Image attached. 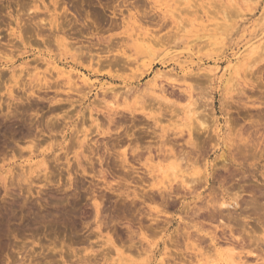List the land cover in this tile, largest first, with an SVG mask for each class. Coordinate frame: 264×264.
<instances>
[{"label":"rangeland","instance_id":"rangeland-1","mask_svg":"<svg viewBox=\"0 0 264 264\" xmlns=\"http://www.w3.org/2000/svg\"><path fill=\"white\" fill-rule=\"evenodd\" d=\"M18 13L65 28L20 46ZM0 22V264H210L211 239L264 263V0H0ZM223 198L237 206L212 212Z\"/></svg>","mask_w":264,"mask_h":264},{"label":"bare ground","instance_id":"bare-ground-1","mask_svg":"<svg viewBox=\"0 0 264 264\" xmlns=\"http://www.w3.org/2000/svg\"><path fill=\"white\" fill-rule=\"evenodd\" d=\"M56 3H57V1H56ZM56 3H55V4H56ZM230 3H231V2H230ZM232 6H233V5H232ZM35 8H36V7H35ZM43 8H45V7H43ZM36 9H37V8H36ZM226 9H227V8H226ZM236 9H237V8H236ZM21 10H22V9H21ZM234 10H235V9H234ZM234 10L232 9L233 12H234ZM38 11H39V10H38ZM62 11H63V10H62ZM26 13H27V12H26ZM26 13H25L24 15H26ZM63 13H64V12H62V14H61L62 17L64 16ZM237 13H238V12H237ZM19 14H21V13H18V15H19ZM30 14H32V13H30ZM66 14H67V13H66ZM27 15H29V13H27ZM37 15H38V14H37ZM237 15H238V14H237ZM8 16H9V15L7 14V17H8ZM13 16H14V15H13ZM21 16H23V15H19L17 18H15V20L13 19V20H14V24H15V29H12V30L10 31V33L8 34L9 37H13V38L16 40V42H15V41H13V40L10 38L13 42H15V43L20 42V46H21V44H22V45L24 44L23 46H25V44H26L25 40H26V39L24 40V35H27L28 33H29V34H28L29 36H30V33H31V36L35 34L34 36L41 38V41L44 42L47 38H43V37H44V36H49V34H51V33H49V31H48L49 34H47V35L45 34V35H44V33H45V31L47 30V27H48V26H49L50 30L52 31V34H53V32L59 33V31H60V29H61V25H62V29L65 28V27H64V24H62V22H58V20H57V18H56L55 15H51V16L53 17V19H52V20L46 19L47 21H45V19H41V18L38 19L37 17H38L39 15L36 17V18L38 19L37 21H35V20H36L35 17H33V19L29 18V19H30V21H29V19L27 20V16H26V19H25V17H23L24 19L20 18ZM29 16H30V15H29ZM33 16H36V13H35V15H33ZM59 16H60V14H59ZM59 16H57V17L60 18L61 16H60V17H59ZM15 17H16V16H15ZM31 17H32V15H31ZM62 17H61V18H62ZM224 17H225V16H224ZM46 18H47V17H46ZM223 19H224V18H223ZM13 20H11L12 23H13ZM23 20H24V21L26 20L25 22H28V24L25 23ZM90 20H91V19H90ZM9 21H10V20H9ZM66 21L69 22V20L67 19V17H66ZM23 22H24V23H23ZM63 22H64V21H63ZM92 22H94V21L92 20ZM0 23H3V22H0ZM4 23H5V22H4ZM9 23H10V22H9ZM7 24H8V22H7ZM66 24H67V23H66ZM83 24H84V23H83ZM90 24H91V23H90ZM3 25H4V24H3ZM5 25H6V24H5ZM45 25H48V26L46 27V29H44ZM69 25H70V23L68 24V26H69ZM96 25H97V24H96ZM224 25H225V24H224ZM65 26H66V25H65ZM68 26H67V27H68ZM71 26H73V25L71 24ZM228 26H229V25H228ZM63 27H64V28H63ZM73 27H74V26H73ZM91 27H92V26H91ZM49 28H48V30H49ZM68 28H69V27H68ZM98 28H99V27H98ZM10 29H11V28H10ZM70 29H71V28H70ZM72 29H73V28H72ZM86 29H87V28H86ZM93 29H94V28H93ZM44 30H45V31H44ZM66 30H67V29H66ZM68 30H69V29H68ZM89 30H90V29H89ZM64 31H65V30H64ZM64 31H63V32H64ZM78 31H79V30H78ZM60 32H61V31H60ZM53 35H54V34H53ZM68 35H69V33H68ZM31 36H30V37H31ZM50 36H52V35H50ZM50 36H49V37H50ZM32 37H33V36H32ZM54 37L56 38L57 36H53V39H55ZM28 38H29V37H28ZM33 38H35V37H33ZM31 39H32V38H31ZM44 39H45V40H44ZM53 39H52L51 41H53ZM57 39H58V38H57ZM57 39H55V42H57ZM0 40H1V39H0ZM11 40H7V41H11ZM34 40H35V39H34ZM34 40H33V41H34ZM66 40H68V39H66ZM26 41H27V40H26ZM28 41H31V42H32V40H28ZM28 41H27V42H28ZM38 41H39V40H38ZM38 41H37V44H38ZM41 41H40L39 43H41ZM47 41H48V40H47ZM49 41H50V39H49ZM197 41H198V40H197ZM31 42H30V43H31ZM53 42H54V41H53ZM58 42H59V41H58ZM60 42H61V40H60ZM67 42H68V41H67ZM151 42H152V40H151ZM9 43H10V42H9ZM11 43H12V42H11ZM15 43H14V44H15ZM45 43H47V42H45ZM45 43H43V44H45ZM63 43H66V42H63ZM69 43H71V42H69ZM112 43H113V42H112ZM18 44H19V43H17V45H18ZM142 44H143V43H142ZM151 44H152V43H151ZM47 45H48V44H47ZM54 45H55V44H54ZM60 45H61V44H60ZM71 45H72V44H71ZM71 45H69V46H71ZM111 45H112V44H111ZM157 45H158V44H157ZM157 45H156V46H157ZM251 45H252V44H251ZM0 46H1V45H0ZM26 46H27V45H26ZM83 47H84V46H83ZM86 47H87V46H86ZM103 47L106 48V46H103ZM245 47H246V46H245ZM247 47H248V46H247ZM249 47H250V46H249ZM81 48H82V46H81ZM100 48H101V47H100ZM77 49H79L78 46H77L76 50H77ZM87 49H88V48H87ZM244 49H245V48H244ZM79 50H80V49H79ZM97 50H99V48H98ZM254 50H255V46L251 47V50H250L251 53H253ZM12 51H13V50H12ZM99 51H100V50H99ZM243 51H244V50H243ZM247 51H248V50H247ZM77 52H78V51H77ZM86 52H87V51H86ZM86 52H85V53H86ZM80 53H81V52H80ZM258 53H259V52H258ZM0 54H1V53H0ZM149 54H150V52H149ZM247 54H248V53H247ZM84 55H85V54H84ZM84 55H83V56H84ZM237 55H238V54H237ZM244 55H246V54H244ZM78 56H79V55H78ZM80 56L82 57L81 54H80ZM91 56H92V55H91ZM150 56H151V55H150ZM242 56H243V55H242ZM8 57H10V56H8ZM100 57H101V56H100ZM108 57H109V56H108ZM0 58H1V57H0ZM5 58H7V57L4 56V59H5ZM116 58H119V57H116ZM233 58H234V57H233ZM7 59H10V58H7ZM236 59H237V60H236ZM238 59H239V58L236 56V57H235V61H238ZM244 59H245V58H244ZM254 59H255V58H254ZM1 60H2V59H1ZM11 60H12V58H11ZM108 60H109V59H108ZM114 60H116V59H114ZM117 60H121V59H117ZM232 60H233V59H232ZM255 60L257 61V58H256ZM7 61H8V60H7ZM97 61H98V60H97ZM104 61H105V60H104ZM104 61H103V62H104ZM106 61H107V60H106ZM110 61H111L112 63H115V64H113V65H116V63H117V61H115V62L112 61V60H110ZM121 61H122V60H121ZM133 61H134V60H133ZM12 62H13V61H12ZM108 62H109V61H108ZM108 62H107V63H108ZM124 62H126V61L124 60ZM124 62L122 61V64H123ZM238 62H239V61H238ZM238 62H237L236 64H233V65L230 64L229 67H228V65H227L226 67H228V68H226V69L223 71V73H222L221 76L219 77L220 80H221V77H223L227 72L229 73L230 70H233V72H235L236 74H238V73H239L238 71H239L240 67L243 65V61H242L241 63H238ZM3 63H5V62H3ZM7 63H8V62H7ZM100 63H101V62H100ZM112 63H109V64L111 65ZM246 63H247V62H246ZM11 64H12V63H11ZM118 64H119V61H118ZM125 64H126V63H125ZM252 64H253V63H252ZM250 65H251V62H250ZM9 66H10V65H9ZM119 66H120V65H119ZM121 66H122V65H121ZM246 66H247V65H246ZM248 66H249V65H248ZM248 66H247V67H248ZM252 66H253V65H252ZM23 67H24V66H23ZM53 67H54L55 70L58 71V74H59V75L64 76V78L67 79V84L69 83V82H68L69 79L74 80V79H72V77H71L72 74H70L69 71H66L65 69H61V68L58 69V67H57L56 65L53 66ZM8 68H9V67H8ZM248 69H249V68H248ZM248 69H247V70H248ZM20 70H21V69H20ZM15 71H16V70H15ZM21 71H22V70H21ZM10 72H11V71H10ZM12 72H13V70H12ZM237 72H238V73H237ZM240 72H241V71H240ZM0 73H1V72H0ZM228 73H227V74H228ZM231 73H232V71H231L229 74H231ZM58 74H57V75H58ZM2 75H3V74H2ZM163 75H164V74H162V73L157 74L154 80L163 79V78H164ZM165 75H166V74H165ZM14 76H15V75H14ZM237 76H238V75H237ZM11 77H12V75L9 77V79H10ZM75 77H76V76H75ZM242 77H243V76H242ZM13 78L15 79V77H13ZM45 78H46V77H45ZM79 78H80V77H79ZM79 78H78V79H79ZM235 78H236V77H235ZM14 79H12V81H13V83H15L14 85L17 86V83L14 82ZM46 80H47V79H46ZM76 80H77V78H76ZM76 80H74V82H75ZM79 80L82 82V84H87L89 79H88L87 77H81ZM12 81H11V82H12ZM159 81H160V80H159ZM42 82H45L44 79L42 80ZM47 82H48V81H47ZM162 82H163V81H162ZM71 83H72V82H71ZM76 83H77V82H75V85L77 86L78 83H77V84H76ZM40 84H41V80H40ZM47 84H48V83H47ZM51 84H52V83H51ZM51 84H50V85H51ZM80 84H81V83H80ZM88 84H89V83H88ZM88 84H87V85H88ZM160 84L162 85L161 82H160ZM160 84H159V86H160ZM14 85H13V86H14ZM75 85H73V86L76 87ZM78 85H79V84H78ZM15 86H14V87H15ZM46 86H47V85H46ZM46 86H45V87H46ZM73 86H72V87H73ZM88 86H89V85H88ZM159 86H158V88H159ZM14 87H12V89H13ZM57 87H58V86H57ZM74 87H73V89H74ZM19 88H20V87H19ZM51 88H52V87H51ZM88 88H89V87H88ZM163 88H164V87H163ZM163 88L160 86L159 91L162 92V91H163ZM232 88H233V86H232ZM39 89H40V87H39ZM45 89H47V88H45ZM49 89H50V88H49ZM76 91H78V89H77ZM106 91H107V90H106ZM232 91H233V90H232ZM8 93H9V92H8ZM11 93H13V91L10 92L9 94H11ZM32 93H33V92H32ZM105 93H106V92H105ZM162 93H164V91H163ZM162 93H161V94H162ZM30 94H31V93H30ZM30 94H29V95H30ZM103 94H104V92H103ZM29 95H28V96H29ZM31 95H33V94H31ZM28 96H27V97H28ZM10 97H11V96H10ZM102 97H103V95H102ZM105 97H106V96H105ZM158 98H159V97H158ZM26 99H27V98H26ZM26 99H25V100H26ZM28 99H29V98H28ZM28 99H27V100H28ZM98 104H99V103H98ZM100 104H101V103H100ZM191 106H192V104L188 103V104H187V107H185V108H187L186 110L188 111L189 114H191V113H192V110H193V109L191 110ZM193 113H194V112H193ZM189 114H188V115H189ZM110 119H111V118H110ZM112 121H113V120H110V122H112ZM203 125H204V124L201 123L199 129H201V130H205L206 127L203 126ZM188 126H189V125H188ZM188 126H186V127H187L186 129L188 130V131H187V136H188V138H187V140H186L185 143L188 145V147L190 146L191 149H192V147H194L195 145H198L199 143H198V144L196 143L197 140L194 141V143L192 142V139H193L194 136L191 135L192 132H191V130L188 128ZM93 127H94V126H93ZM98 127H99V126H98ZM97 129H98V128H97ZM197 129H198V128H197ZM98 130H99V129H98ZM163 130H164V129H163ZM201 130H200V131H201ZM216 130H217V129H216ZM193 131H194V130H193ZM217 131H218V130H217ZM217 131H216V132H217ZM206 132H207V131H206ZM201 133H202V132H201ZM263 133H264V132H262L261 134H263ZM193 134H196V133L194 132ZM217 134H218V133H217ZM155 136H156V135H155ZM191 136H192V137H191ZM239 136H240V135H239ZM260 136H261V135H260ZM260 136H259V138H260ZM263 136H264V134H263ZM86 138H87V137H86ZM153 138H154V137H153ZM155 138H157V137H155ZM155 138H154V139H155ZM257 138H258V137H257ZM259 138H258L257 140H259ZM262 139L264 140V137H262ZM193 140H194V139H193ZM239 140H240V138L238 139V142H240ZM241 140H243V138H242ZM244 140H245V139H244ZM257 140H256V141H257ZM166 141H167V140H166ZM246 141H247V140H246ZM260 141L262 142L261 139H260ZM86 142H87V141H86ZM163 142L166 143L165 141H163ZM163 142L161 141V143H163ZM238 142H237V144H238ZM150 143H151V142H150ZM195 143H196V144H195ZM202 143H203V142H202ZM245 143H246V142H245ZM245 143H243V146H244ZM262 143H263V146H264V141H263ZM194 144H195V145H194ZM254 144H256V143H254ZM116 145H117V144H116ZM167 145H168V142H167ZM171 145H172V144H171ZM181 145H182V144H181ZM200 145H201V143H200ZM200 145L196 146V148H195V149H197V151H198V152H196V151L194 152V153H196V157L199 156V155H197V153L200 152V151L198 150V147H201V149H202V146H200ZM256 145H257V144H256ZM78 146H79V145H78ZM105 146H106V145H105ZM135 146H136V145H135ZM172 146H174V145H172ZM172 146H171V147H172ZM182 146H183V145H182ZM246 146H247V145H246ZM246 146H244V148H245ZM254 146H255V145H254ZM254 146H253V147H254ZM258 146H259V145H258ZM96 147H97V146H96ZM106 147H107V146H106ZM106 147H105V149H106ZM108 147H109V146H108ZM108 147H107V149H108ZM113 147H114V146H113ZM237 147H239V145H237ZM253 147H252V148H253ZM260 147H262L261 144H260ZM260 147H259V148H260ZM30 148H31V147H30ZM91 148H93V147H91ZM178 148H180V147L178 146ZM182 148H183V147H182ZM254 148H256V147H254ZM257 148H258V147H257ZM262 148H263V150H264V147H262ZM139 149H140V148H139ZM139 149H137V150H139ZM172 149H173V148H172ZM185 149H187V148H185ZM191 149H190V150H191ZM201 149H200V150H201ZM260 149H261V148H260ZM260 149H259V152H260ZM83 150H85V148H84ZM87 150H91V149L88 148ZM109 150H110V149H109ZM125 150H126V148H125L124 150H122V152H121L122 155L120 154L121 157L119 158L120 160H118V161H121V165H122V164H123V165H128V161L126 160V159H127V157H126L127 155H126V153H125ZM132 150H133V151H131L130 154H131V155H134V154L136 153L135 155L138 156V155H137V152H135L134 148H133ZM159 150H160V149H159ZM168 150H169V149H168ZM174 150H175V149H174ZM181 150H182V149H181ZM255 150H257V149H255ZM145 151H146V150H145ZM193 151H194V148H193ZM261 151H262V150H261ZM30 152H33V151L30 150ZM94 152H95V151H94ZM132 152H133V153H132ZM140 152H141V151H140ZM140 152H138V154H139ZM162 152H163V149H162ZM166 152H168V151L165 150V153H166ZM171 152H172V151H170L169 153H171ZM257 152H258V150H257ZM259 152H258V153H259ZM107 153H108V152H107ZM141 153H142V152H141ZM174 153H175V152H174ZM177 153H178V152H177ZM177 153H176V154H177ZM183 153H184V152H183ZM185 153L187 154V153H192V152H186V150H185ZM111 154H112V153H111ZM117 154H118V153H117ZM163 154H164V152L162 153V155H163ZM176 154H175V155H176ZM41 155H43V154H41ZM135 155H134V157H135ZM162 155H161V156H162ZM165 155H166V154H165ZM165 155H163L165 158H169V156H165ZM190 155H191V154H190ZM190 155L187 154V156H185V155L182 154V158H183V156H185V157H184L185 160H186V159L188 160V157H189ZM13 156H14V155L12 154V157H11L12 159H13ZM117 156H118V155H117ZM178 156L181 157L180 154H178ZM3 157H6V156H3ZM3 157H2V158H3ZM37 157H38V156H37ZM164 157L159 158V160H160V159L162 160V158H164ZM179 157H178V158H179ZM186 157H187V158H186ZM191 157H193V156H191ZM191 157H190L189 159H191ZM196 157H195V158H196ZM42 158H43V157H42ZM165 158H164V159H165ZM170 158H172V157H170ZM175 158H176V157H175ZM230 158H231V157H230ZM0 159H1V158H0ZM4 159L6 160V159H8V158H4ZM4 159H3V160H4ZM12 159H11V160H12ZM44 159H45V158H44ZM89 159H90V158H89ZM103 159H104V158H103ZM180 159H181V158H180ZM193 159H194V158H193ZM11 160H10V161H11ZM45 160H46V159H45ZM45 160H44V161H45ZM90 160H91V159H90ZM99 160H100L99 162H100V164H101V163L103 162V161H102V158H100ZM165 160H167V159H165ZM173 160L175 161V159H173ZM181 160L183 161V159H181ZM181 160L178 159V160H177L178 163L182 162ZM196 160H197V159H196ZM196 160H194V161L192 160V163H193V162L196 163ZM16 161H17V160H16ZM113 161H114V160H113ZM157 161H158V160H157ZM163 161H164V160H163ZM189 161H190V160H189ZM189 161H187V163H188L189 165H191V163H190L191 161H190V162H189ZM223 161H224V157H223ZM231 161H232V160H231ZM4 162L6 163V161H4ZM14 162H15V161H14ZM39 162H40V161H39ZM89 162L92 163V166H93L92 168L94 169V163H93L92 161H89ZM115 162L117 163V161H115ZM115 162H114V163H115ZM229 162H230V161H229ZM232 162H233V161H232ZM15 163H17V162H15ZM21 163H22V162H21ZM21 163H19L18 165H20ZM45 163H46V162H45ZM156 163L158 164L157 167L159 168L160 173L165 174L166 172H168V173L170 174L171 178L173 177V181H176V179L178 178V175H180V176H179V177H180V180H179V182H178V183H179L178 185H180L182 188H185L184 190H188V189H189V187H190L189 184L186 182V180L183 179V177H182V175H181V172L177 170V167L175 166L176 164H175L174 162H172V163L170 162L169 165H167L166 169L163 167V165H161V163H160L159 161L156 162ZM183 163H184V162H183ZM185 163H186V162H185ZM187 163H186V165H187ZM10 164H11V163H10ZM89 164H90V163H89ZM157 164H155V166H156ZM3 165H4V164H3ZM5 165H6V164H5ZM90 165H91V164H90ZM121 165H120V166H121ZM192 165H193V164H192ZM28 166H29V165H28ZM35 166H36V165H35ZM101 166H102V165H101ZM115 166H116V165H115ZM31 167H32V165H31ZM31 167H30V168H31ZM130 167H131V166H130ZM209 167H210V166H209ZM22 168H23V167H21V169H22ZM24 168H25V166H24ZM36 168H37V167H36ZM89 168H91V166H90ZM123 168H124V167H123ZM0 169H1V167H0ZM5 169H6V168H5ZM8 169H9V168H8ZM10 169H11V168H10ZM33 169H34V168H33ZM33 169H32V170H33ZM167 169H168V170H167ZM29 170L32 171L31 169H29ZM86 171H87V170H86ZM86 171H83V172H86ZM101 171H102V169H101ZM6 172H8V170H7ZM6 172H5V173H6ZM11 172H13V169L11 170ZM11 172H10V174H11L12 176H10V177H14L13 174H12ZM23 172H25V169H24V171L21 172V175H22ZM33 172H34V171H33ZM83 172H82V173H83ZM99 172H100V171H99ZM152 172H153V170H152ZM176 172H177V173H176ZM208 172H209V171H208ZM3 173H4V172H3ZM3 173H2V174H3ZM28 173H29V172H28ZM86 173H87V172H86ZM103 173H104V172H103ZM105 173H106V172H105ZM148 173H149V172H148ZM8 174H9V172L7 173V175H8ZM14 174H15V173H14ZM30 174H31V173H30ZM30 174H28V175L30 176ZM83 174H84V173H83ZM101 174H102V173H101ZM149 174H150V173H149ZM177 174H178V175H177ZM206 174H207V173H206ZM17 175H18V174H17ZM21 175H18V176H21ZM24 175H26V174L24 173ZM28 175H26V176H28ZM86 175H87V174H86ZM102 175H103V174H102ZM196 175H197V177H198V174H197V173H196ZM203 175H204V174H203ZM211 175H212V173H211ZM15 176H16V174H15ZM22 176H23V175H22ZM26 176H24V178H25ZM90 176H91V175H90ZM170 176H168V174H167L166 177L168 178V177H170ZM205 176H207V175H204V177H205ZM6 177L9 178V176H6ZM104 177H105V176L103 175L101 179H104ZM4 178H5V177H4ZM206 178H207V177H206ZM26 179H27V178H26ZM26 179H25V180H26ZM169 179H170V178H168V181H166L167 183H163V184H167L166 186H165V185H163L164 187L161 186V190H162V191L158 190L160 187H159V188H158V187L156 188V190H158L159 192H161V193H158L159 196L161 195V197H159V198H161V199H163V197H162V193H166V191H170V189H171V187H172V186H171V185H172V184H171L172 179H170V181H169ZM197 179L199 180L200 177L197 178ZM208 179H209V178H208ZM5 180L7 181L6 178H5ZM193 180H195V179L193 178ZM193 180H192V181H193ZM203 180H204V179H203ZM102 181H103V180H102ZM105 181H106V180H105ZM205 181H207V179H206ZM205 181H203V182H205ZM28 182H29V180H28ZM103 182H104V181H103ZM106 182H107V181H106ZM115 182H116V181H115ZM207 182H209V181H207ZM0 183H1V182H0ZM104 183H105V182H104ZM176 183H177V182H176ZM176 183H175V184H176ZM1 184H3V183H1ZM4 184H5V183H4ZM30 184H31V183H29V185H30ZM107 184H108V183H107ZM112 184H113V183L111 182V185H112ZM111 185H110V183H109L110 188H111ZM110 188H109V190H110ZM111 189H113V188H111ZM152 189H153V188H152ZM151 191H152V190H151ZM158 191H157V192H158ZM172 192H174V191L172 190ZM144 193H145V192H144ZM144 193H142V194H144ZM167 194H169V193H167ZM167 194H166V195H167ZM221 194H223V193H221ZM224 194H225V193H224ZM137 195H138V193H137ZM137 195H136V196H137ZM145 195H146V194H145ZM145 195H144V196H145ZM164 195H165V194H164ZM172 195H173V194H172ZM144 196L142 195V197H144ZM169 196H170V194H169ZM133 197H135V196H133ZM149 197H150V196H149ZM167 197H168V196H167ZM224 197H225V195H224ZM150 199L153 200L152 197H150ZM161 199H160V200H161ZM218 199H219V198H218ZM225 199H226V198H225ZM225 199L223 198L221 201H219L218 204L211 200V202H214V203H212L213 205L211 204V202H210L211 205L209 204V205L212 207V209H213L212 212H214V210H215V212L218 211L219 213H222L221 211H222L225 207H228V206L230 207V205H233V206L236 205V206H237V203L229 204V203L226 202ZM171 200H172V197H171ZM171 200H169V201H171ZM219 200H220V199H219ZM231 200H232V199H231ZM162 201H163V200H162ZM164 201H165V199H164ZM167 201H168V200H167ZM169 201H168V202H169ZM233 201H234V200H233ZM173 202H174V201L172 200V202H171L169 205L173 204ZM217 202H218V200H217ZM95 203H96V202H95ZM238 203H239V202H238ZM165 204H166V202H165ZM167 204H168V203H167ZM215 204H216L217 206H215ZM233 206H231V207H233ZM229 207H228V208H229ZM231 207H230V208H231ZM238 207H239V206H238ZM98 208H99V207L97 206V210H98ZM201 208H205V210L207 209V207H201ZM201 208H200V209H201ZM200 209H198V210H197V209H194L195 211L192 212V213H193V214L195 213V215H196V213H197L196 210H197L198 213H199V215H200V214H201V212H199ZM207 210H208V209H207ZM226 210H227V209H226ZM200 211H201V210H200ZM203 211H204V210H203ZM203 211H202V213H203ZM208 211H209V210H208ZM209 212H210V211H209ZM209 212H208V213H209ZM228 212H229V211H228ZM228 212H227V214H228ZM198 213H197V215H198ZM205 213H206V212H205ZM205 213H204V214H205ZM230 213H231V212H230ZM97 214H98V213H97ZM214 214H216V213H213V214H212V215H213V218H214V216H215ZM223 214H224V213H223ZM223 214H222V215L220 214V215L223 216ZM197 215H196V216H197ZM199 215H198V216H199ZM206 215H208V214H206ZM216 215H217V214H216ZM230 215H232V214H230ZM230 215H228V216H230ZM193 216H194V215H193ZM196 216H194V217H196ZM201 216H202V215H201ZM218 216H219V215H218ZM218 216H217V218H218ZM224 216H225V217H228V216H226V215H224ZM219 217H220V216H219ZM156 218H157V217H156ZM200 218H201V217H200ZM206 218L211 219L210 217H207V216H206ZM223 218H224V217H223ZM229 218H231V217H228V219H227V218H226V219H227V220H230ZM232 218H233V217H232ZM232 218H231V219H232ZM204 219H205V217H204ZM204 219H203V220H204ZM214 219H215V218H214ZM233 219H234V218H233ZM211 220H212V219H211ZM218 220H219V218H218ZM208 221H209V220H208ZM212 221H213V220H212ZM220 222L222 223V221H220ZM160 230H161V229H160ZM161 231H162V230H161ZM214 239H216V238H214ZM216 240H217V239H216ZM226 241H227V240H226ZM259 241H260V239H259ZM107 242H108V240H107ZM228 242H230V241H227V242H225V243H228ZM211 243H212V246H211V247H212V250L214 251L215 257H214L213 260H211L210 264H245V261H246V260L244 261V260L242 259V257H241V256H243V255H241V254L243 253L242 251H241L242 253L235 254L234 249H232V248H228V247H226V248L224 247V249H225V251H224V250L222 249V247H221V249H222V251H223V252H221V250H220V248H219V245H218L219 243H217V241H214L213 239H211ZM230 243H231V242H230ZM226 246H230V245L227 244ZM232 247L235 248L236 246H235V247L232 246ZM209 249H210V248H209ZM235 250H237V249H235ZM211 252H212V251H211ZM262 252H263V251H262ZM262 252H261V253H262ZM236 253H237V251H236ZM247 253H248V252H247ZM247 253H246V255H247ZM243 254H245V253H243ZM249 254H250V253H249ZM263 254H264V253H263ZM139 255H140V254H139ZM202 255H203V254L198 253V255H197L195 258H196V259L198 258V260H199L200 258L202 259L203 257H200V258H199V256H202ZM246 255H245V256H246ZM213 256H214V255H213ZM245 256H244V257H245ZM259 256H260V255H259ZM257 257H258V255H257ZM257 257H256V258H257ZM263 257H264V255L262 256V258H263ZM87 258H88V257H87ZM85 259H86V258H85ZM88 259H89V258H88ZM121 259H122V258H121ZM244 259H247V258H244ZM257 259H259V257H258ZM86 260H87V259H86ZM89 260H90V259H89ZM259 260H260V259H259ZM259 260H258V261H259ZM262 261H263V259H262ZM86 262H87V261H86ZM121 262H122V260H121ZM201 262H202V261H201ZM123 263H124V261H123ZM125 263H126V262H125ZM246 263H247V261H246ZM261 263H262V262H261ZM261 263H260V264H261ZM130 264H133V263H130ZM263 264H264V263H263Z\"/></svg>","mask_w":264,"mask_h":264}]
</instances>
